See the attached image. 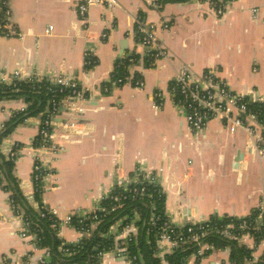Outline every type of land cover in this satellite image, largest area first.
Listing matches in <instances>:
<instances>
[{
	"label": "crops",
	"instance_id": "obj_1",
	"mask_svg": "<svg viewBox=\"0 0 264 264\" xmlns=\"http://www.w3.org/2000/svg\"><path fill=\"white\" fill-rule=\"evenodd\" d=\"M118 1L114 9L92 7L83 19L77 0H6L11 26L21 36L0 33V82L14 72L29 78L68 76L87 92L78 113H64L55 120L52 134L61 151L53 158L54 175L42 202L64 222L76 212L93 211L114 190L117 177L136 181L141 172L159 176L166 215L176 226L215 216L248 217L264 195V159L247 152L250 139L244 130L232 134L212 120L204 131H192L171 88L181 69L197 77L212 69L234 92L247 93L251 100L263 96L264 0H236L223 16L207 2L156 6L155 0ZM139 14L156 27L166 51L152 67L146 65V49L132 34ZM88 57L96 60L91 69L86 67ZM129 57V79L118 85L112 79L115 65ZM135 78L144 82L142 88L134 86ZM27 107L22 99L0 102V125ZM42 116L18 124L1 147L7 153L11 146H21L13 174L36 208L33 142ZM68 120L78 122L76 135L61 128ZM10 196L0 186V264L5 259L11 264H39L44 250L19 236L22 222L11 209ZM259 223L264 226V220ZM110 233L127 236L120 221ZM133 234L137 236L138 229ZM59 237L76 243L81 234L63 224ZM239 243L253 250L255 260L264 256V239L256 244L245 235ZM101 264L127 261L107 253ZM187 264L233 263L225 249L201 261L191 257Z\"/></svg>",
	"mask_w": 264,
	"mask_h": 264
},
{
	"label": "built area",
	"instance_id": "obj_2",
	"mask_svg": "<svg viewBox=\"0 0 264 264\" xmlns=\"http://www.w3.org/2000/svg\"><path fill=\"white\" fill-rule=\"evenodd\" d=\"M234 1L236 0H206L205 2L208 3L215 14L223 16ZM77 2L79 16L83 19L87 17L88 12L92 7L104 6L108 9H114L120 6L118 0H77ZM254 12L258 15L260 11L256 9ZM5 16L6 21L3 25H0V27L6 32L5 36H21L11 26V12L9 8L6 10ZM133 25L132 34L137 39L138 43L146 49V57L149 58L152 64L155 65L159 59L166 56L165 49L158 41L156 27L146 23L141 14L134 18ZM164 27L168 29L169 25L165 24ZM50 31L51 28L47 30V33H50ZM102 37L103 39H106L107 34L104 33ZM33 79L43 80V78L39 77H22L19 72H14V74L10 76L9 80L6 81L4 79L2 82L12 84L15 81H32ZM47 80L52 83V86L60 88V90H58V94H62L67 91V95L64 98L57 99V91L49 89L50 92H56V94H54L51 101V107L42 116L39 133L33 142V171L31 178L33 195L37 191L43 193L46 189L47 181L54 175L53 158L61 151L60 146L54 142L52 134L53 128L56 124V118L64 113H78L80 111V104L85 102L87 99V92L73 77L57 76L52 79L48 78ZM121 82L122 80H118V83ZM133 84L139 88L144 86V82L140 79L134 81ZM171 91L176 97L177 106L183 109L186 113V121L192 131H204L209 122L212 120L220 121L232 134H235L239 130H244L250 139L248 143L249 147L247 146V152L258 156L260 159H264V95L251 100L250 95L247 93L234 92L230 88L228 82L219 78L217 72L212 69L206 71L200 77L195 76L189 72L188 69H181L173 81ZM157 95L159 96L160 94ZM25 111L26 109H23L20 113ZM14 114L15 113H13V115ZM61 126L64 132L70 135H76L78 126V122L76 120H68L61 123ZM5 129L6 124H1L0 132ZM21 150L22 148H20L19 145H13L7 153L3 151L2 153L4 155L6 154L7 160H10L15 164L20 157ZM147 186H153L158 191V196L162 197L165 195L157 174L140 172L139 178L136 181H131L129 178L121 176L117 177L115 180L114 190L117 188L123 193L121 195L111 196L112 191L107 197L111 196L116 203H121L122 200L126 199L129 195L133 197H144L147 194ZM9 203L13 213L19 217L22 222L19 236L23 239H31L35 248L39 249L37 247L39 239L37 234L31 230L30 223L26 221L23 218V215L19 214V212L17 214L15 213L16 207L10 199ZM119 208H122L121 204L119 205ZM50 210L52 215L59 221V224H57L59 226L58 228H61L63 224H66L75 228L81 234V239L74 244L79 243L84 238L90 237L92 231L94 230V226H82L78 228L72 224L73 217L81 214L86 215L96 212V210L104 211V209H101L98 204L93 211L76 212L68 216L63 222L58 218L57 214L52 209ZM112 211H114V209H112ZM152 211H154V205L152 207ZM257 211L258 216L256 221H263L264 195ZM42 217H44V215H42ZM248 217L239 218L243 219V221L237 226L234 224H228L226 226H221L218 229H214L212 227L209 228V226H205L209 222V220H207L189 224L185 231H177L176 228L172 227L174 224L168 218L161 228L162 233L158 241V257L161 258L163 264H166V255L171 254L176 249L192 245L197 249L191 257H195L198 261H201L215 251L214 245L206 241V238L212 233H217L226 238H233L234 236L232 234V230L237 228L240 232H242L241 238L245 235L252 237V233H250L251 228L255 230L257 228L254 227L253 222H248L246 220ZM96 219L97 216L92 217V220ZM160 219V217L153 214L151 224L154 225ZM120 222L121 230L122 232H125L127 236L125 238L114 236L115 249L110 252H103L101 254V260L105 254L112 253L117 258L126 260L127 264H138L137 262L139 260V256L130 258L126 247V242L130 241L133 237H136V235L133 234V231L136 230L137 227L134 223L123 225V222ZM79 224H82V221H79ZM182 226L176 227L180 228ZM40 250H44V255L40 259L39 264H45L50 259V252L48 249ZM190 258L187 260V263Z\"/></svg>",
	"mask_w": 264,
	"mask_h": 264
},
{
	"label": "trees",
	"instance_id": "obj_3",
	"mask_svg": "<svg viewBox=\"0 0 264 264\" xmlns=\"http://www.w3.org/2000/svg\"><path fill=\"white\" fill-rule=\"evenodd\" d=\"M205 2L206 0H155L156 6H163L166 3H186V2ZM8 9L6 0H0V25L6 21L5 12ZM144 18V14H141ZM0 33L6 35V32L0 27ZM131 58H121L115 65L112 79L118 85L127 83L129 79V64ZM148 67L154 66L149 58H146ZM96 60L88 57L86 67L91 69L95 66ZM138 78H135V81ZM118 80H122L118 83ZM49 89L58 90L60 88L52 86L47 80L33 79L32 81H15L12 84L0 82V102L8 100H24L28 107L25 112L15 113L12 119L6 124V129L0 132V186L3 190L11 193L10 200L16 207L15 213L23 215V218L30 223L31 230L37 234L39 239L37 247L39 249H48L50 259L45 264H101V254L110 252L115 249L114 236L110 233L111 227L119 221L123 225L134 223L138 229V234L130 241L126 242L129 257L139 256L138 264H163L161 258L158 257L159 246L158 241L162 233V226L168 219L165 212V195L158 196V191L153 186H147V194L141 196H127L121 203L114 202L111 196L121 195L123 192L115 188L111 196L104 198L99 206L102 210H96L86 215H77L72 219V224L76 227L94 226L90 237L82 239L79 243L74 244L66 242L59 237L58 219L52 215L51 210L42 200V193L37 191L34 194V201L38 207H34L23 195L19 188V183L13 174L14 163L7 160L2 154V143L14 128L23 123L29 117L44 114L51 107V101L56 92H50ZM67 91L57 95V99L64 98ZM21 148V146H20ZM125 194V193H124ZM127 195V194H126ZM122 208H119V205ZM154 205V211L152 207ZM114 209V211H112ZM161 219L151 224L152 215ZM44 215V217H42ZM93 216H97L96 220H92ZM258 211L256 210L249 215L246 220L253 222L254 227L258 229L250 230L256 244L264 239V226L256 221ZM82 221V224H79ZM243 219L233 217H213L209 219V228L218 229L221 226L234 224L237 226ZM189 224L176 228L177 231H185ZM233 238H226L217 233L210 234L206 241L213 244L215 250H230V261L233 264H264V256L259 260H255L253 250L239 243L242 232L237 228L232 230ZM237 237V238H236ZM196 247L188 245L184 248L174 250L171 254L165 256L166 264H187V260L196 252ZM28 257L25 258L27 261ZM3 264H11L5 259Z\"/></svg>",
	"mask_w": 264,
	"mask_h": 264
},
{
	"label": "water",
	"instance_id": "obj_4",
	"mask_svg": "<svg viewBox=\"0 0 264 264\" xmlns=\"http://www.w3.org/2000/svg\"><path fill=\"white\" fill-rule=\"evenodd\" d=\"M240 158H241V156H240Z\"/></svg>",
	"mask_w": 264,
	"mask_h": 264
}]
</instances>
